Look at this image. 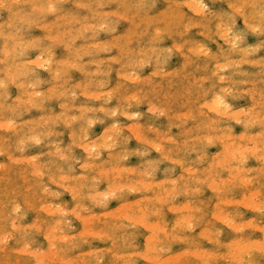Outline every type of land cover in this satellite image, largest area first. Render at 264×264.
Returning <instances> with one entry per match:
<instances>
[{
    "label": "clouds",
    "instance_id": "9594fccd",
    "mask_svg": "<svg viewBox=\"0 0 264 264\" xmlns=\"http://www.w3.org/2000/svg\"><path fill=\"white\" fill-rule=\"evenodd\" d=\"M0 264H264V0H0Z\"/></svg>",
    "mask_w": 264,
    "mask_h": 264
},
{
    "label": "rangeland",
    "instance_id": "374dc122",
    "mask_svg": "<svg viewBox=\"0 0 264 264\" xmlns=\"http://www.w3.org/2000/svg\"><path fill=\"white\" fill-rule=\"evenodd\" d=\"M214 151V150H213ZM70 199V197H68ZM113 207H115V205H113Z\"/></svg>",
    "mask_w": 264,
    "mask_h": 264
},
{
    "label": "snow or ice",
    "instance_id": "6c2138e0",
    "mask_svg": "<svg viewBox=\"0 0 264 264\" xmlns=\"http://www.w3.org/2000/svg\"><path fill=\"white\" fill-rule=\"evenodd\" d=\"M217 103H219V98H218V100H217Z\"/></svg>",
    "mask_w": 264,
    "mask_h": 264
}]
</instances>
